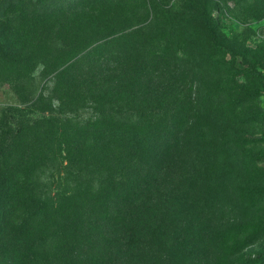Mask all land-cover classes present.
Wrapping results in <instances>:
<instances>
[{
    "label": "trees",
    "instance_id": "trees-1",
    "mask_svg": "<svg viewBox=\"0 0 264 264\" xmlns=\"http://www.w3.org/2000/svg\"><path fill=\"white\" fill-rule=\"evenodd\" d=\"M132 1L60 10L47 37L22 40L25 56L9 50L17 37L0 44V88L16 99L0 117V264H176L173 221L194 195L216 196L235 157L261 173L263 116L244 106L264 87V54L237 48L225 20L263 19L264 0ZM170 64L197 76L195 120L175 94L138 96L141 77ZM239 191L245 206L264 195ZM260 229L217 231L211 255L264 264V249L241 254Z\"/></svg>",
    "mask_w": 264,
    "mask_h": 264
},
{
    "label": "rangeland",
    "instance_id": "rangeland-1",
    "mask_svg": "<svg viewBox=\"0 0 264 264\" xmlns=\"http://www.w3.org/2000/svg\"><path fill=\"white\" fill-rule=\"evenodd\" d=\"M128 0H0V44L9 43L17 37L18 43L10 51H15L18 55H28V42H37L48 36L45 34L43 23L48 22V18L55 20L60 10L64 9H91L101 7L107 3L112 10L121 9ZM131 0V4H132ZM133 5H138L135 2ZM137 19H129L135 21ZM118 22L119 19H114ZM230 26L226 33L232 43L237 47H249L250 53L257 56L264 54V18L259 21L225 20ZM28 40L24 45L22 40ZM15 42V41H14ZM21 47V48H18ZM8 50V48H7ZM1 53V52H0ZM237 66L242 68L240 58ZM264 76V61L258 67ZM6 70V69H5ZM42 65H38L31 73L34 76L35 84L42 86L44 79L41 78ZM29 73V76L31 75ZM28 79V76L26 77ZM197 76L193 72L186 70L181 64H170L154 72L142 76L138 85V96L148 98V93H168L167 96L175 94L188 102L187 120H195L197 108H200L197 94ZM51 83H48L50 86ZM251 86H256L250 84ZM15 96L10 92L8 85L0 88V117L5 107L15 104ZM244 108L252 113L263 116L260 123H254L253 129L258 133L254 138L261 140L260 146L264 149V87L260 96L245 104ZM234 158V156H233ZM237 171L235 177L227 178L223 184L218 186L216 196L205 198L194 195L189 202L188 210L182 214H177L173 221V232L180 237L181 244H185L186 253L177 256L176 264H225L219 262L216 256L213 257L212 236L223 228L238 223L251 222L261 227L255 240L248 247L244 248L241 254H252L264 249V195L252 201L249 206H245L240 198V188L242 186L261 187L264 194V159L258 162L261 173L251 177L250 173L240 168L238 158L235 157ZM234 162V163H235ZM241 173H244L245 178ZM238 187H240L238 189ZM191 204V206H190ZM179 242V240H177ZM218 253V252H217ZM216 253V254H217ZM187 256V258H186ZM236 255L227 254L229 260H233Z\"/></svg>",
    "mask_w": 264,
    "mask_h": 264
}]
</instances>
